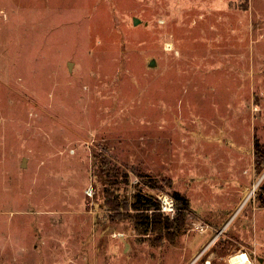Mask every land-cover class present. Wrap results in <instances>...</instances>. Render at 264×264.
I'll return each instance as SVG.
<instances>
[{
  "label": "rangeland",
  "instance_id": "1",
  "mask_svg": "<svg viewBox=\"0 0 264 264\" xmlns=\"http://www.w3.org/2000/svg\"><path fill=\"white\" fill-rule=\"evenodd\" d=\"M209 245L264 264V0H0V264Z\"/></svg>",
  "mask_w": 264,
  "mask_h": 264
},
{
  "label": "trees",
  "instance_id": "2",
  "mask_svg": "<svg viewBox=\"0 0 264 264\" xmlns=\"http://www.w3.org/2000/svg\"><path fill=\"white\" fill-rule=\"evenodd\" d=\"M134 201L132 203L134 209L136 210H143V209H154L153 213H143L144 211L137 212L135 215H133L134 221L138 225H144L145 231H151V230H157L162 228V225H160V221L162 220V212L160 209L159 202L150 194L148 193H141V191L136 192L134 194ZM109 200V204L111 205V199ZM158 209V211H156ZM168 220L169 218L166 217ZM175 222V221H174ZM176 223L179 224V227L183 226V216H178V219ZM166 224H170V222H167ZM168 227V226H167Z\"/></svg>",
  "mask_w": 264,
  "mask_h": 264
},
{
  "label": "built area",
  "instance_id": "3",
  "mask_svg": "<svg viewBox=\"0 0 264 264\" xmlns=\"http://www.w3.org/2000/svg\"><path fill=\"white\" fill-rule=\"evenodd\" d=\"M160 199H161V201H162V209L163 210H165V211H167V212H170V213H172V212H175V203H174V200L173 199H171L170 197H160ZM215 240H216V238L213 240V241H211V243H210V245L213 243V242H215ZM210 245L209 246H207L202 252H200V254L193 260V262L192 263H195V262H198V261H202V259H203V264H216L214 261H213V259L212 258H210V257H205V255H206V253H207V251H208V249H209V247H210ZM191 263V264H192ZM245 264H258L257 263V261L256 260H254V259H250V261L249 262H247V263H245Z\"/></svg>",
  "mask_w": 264,
  "mask_h": 264
}]
</instances>
